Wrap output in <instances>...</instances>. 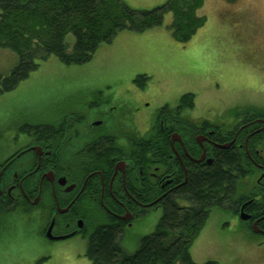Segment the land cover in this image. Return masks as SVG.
I'll return each mask as SVG.
<instances>
[{
  "label": "flooded vegetation",
  "instance_id": "obj_1",
  "mask_svg": "<svg viewBox=\"0 0 264 264\" xmlns=\"http://www.w3.org/2000/svg\"><path fill=\"white\" fill-rule=\"evenodd\" d=\"M136 98L91 93L75 111H56L53 119L10 111L0 125V250L17 241L18 226L63 243L87 240L104 226L126 231L152 212L162 219L168 201L192 207L183 196L187 184L218 157L248 151L244 129L204 124L209 121L196 126L176 114L162 119L161 110L150 122ZM260 128H249L247 138ZM254 149L246 154L255 186L238 188L232 213L249 235L264 238V142ZM256 223L263 232L254 231Z\"/></svg>",
  "mask_w": 264,
  "mask_h": 264
},
{
  "label": "rangeland",
  "instance_id": "obj_2",
  "mask_svg": "<svg viewBox=\"0 0 264 264\" xmlns=\"http://www.w3.org/2000/svg\"><path fill=\"white\" fill-rule=\"evenodd\" d=\"M168 1L123 0L135 10H153ZM196 16L203 24L187 43L174 38L170 13L160 29L120 34L88 64L66 66L55 57L41 63L14 91L0 96V125L11 110L27 111L34 119H53L60 110L75 111L97 92L115 94L123 102L138 97L150 122L168 108L167 118L176 114L196 124L209 121L243 129L257 119L253 109L264 113V0H204ZM66 42L72 51L75 38L70 35ZM19 62L16 53L0 51V76H9ZM143 75L150 80L140 88L135 81ZM186 95L194 96L193 109L181 108ZM245 184L252 188L255 180L241 181L239 192L247 190ZM161 216L152 212L124 231L125 252L134 254L140 241L155 232ZM26 228L18 226L13 230L19 231L17 241L3 243L0 264H91L86 257L88 240L48 243ZM191 254L198 264H264V238L249 235L231 209L215 208Z\"/></svg>",
  "mask_w": 264,
  "mask_h": 264
},
{
  "label": "trees",
  "instance_id": "obj_3",
  "mask_svg": "<svg viewBox=\"0 0 264 264\" xmlns=\"http://www.w3.org/2000/svg\"><path fill=\"white\" fill-rule=\"evenodd\" d=\"M203 5L204 0H169L153 10H135L123 0H0V51L10 50L20 60L9 76H0V96L14 91L52 57L66 66L88 64L102 46L112 44L120 34L160 29L170 13L174 15L169 27L174 38L187 43L203 24V19L196 16ZM70 35L75 38L72 51L66 42ZM148 80L143 75L135 82L145 88ZM194 104L193 95L184 96L180 102L182 109H193ZM251 113L257 119L243 126V145L249 128L260 127L256 121L264 119L262 111L253 109ZM160 114L162 119L167 118L169 109H161ZM177 118L191 121L188 116ZM204 124L214 127L210 122ZM263 135L251 137L242 156L222 155L208 171L194 177L183 193L192 207L168 201L155 232L140 241L134 254L122 247L123 229L104 226L93 230L86 253L91 264H198L191 254L194 242L215 208L234 210L238 186L253 172L246 152L254 155V147L264 142Z\"/></svg>",
  "mask_w": 264,
  "mask_h": 264
},
{
  "label": "water",
  "instance_id": "obj_4",
  "mask_svg": "<svg viewBox=\"0 0 264 264\" xmlns=\"http://www.w3.org/2000/svg\"><path fill=\"white\" fill-rule=\"evenodd\" d=\"M256 123H260V124L263 125V127L261 128L260 131H258V133H262V132H264V120H258ZM258 133H254V134H252V135H250V136L248 137V139H247V141H246V147H247V148H248V142H249L250 138L253 137V136H255V135L258 134ZM223 148H228V145H227V146H223ZM209 163L212 164V160H211ZM249 219H250V217H249L244 211H242V220H243V221H248ZM254 231H255L256 233H261V232H263V231L258 227V224H257V223L254 225Z\"/></svg>",
  "mask_w": 264,
  "mask_h": 264
}]
</instances>
